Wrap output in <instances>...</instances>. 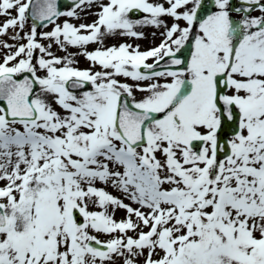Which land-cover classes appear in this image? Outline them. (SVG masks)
<instances>
[{"label":"snow or ice","instance_id":"snow-or-ice-1","mask_svg":"<svg viewBox=\"0 0 264 264\" xmlns=\"http://www.w3.org/2000/svg\"><path fill=\"white\" fill-rule=\"evenodd\" d=\"M0 17L25 41H0V264H264V0H0ZM145 26L158 46L104 47Z\"/></svg>","mask_w":264,"mask_h":264},{"label":"rangeland","instance_id":"rangeland-1","mask_svg":"<svg viewBox=\"0 0 264 264\" xmlns=\"http://www.w3.org/2000/svg\"><path fill=\"white\" fill-rule=\"evenodd\" d=\"M64 2H65V4L62 6V11L69 10V7H70L71 3L70 4L67 3L66 0ZM103 2L106 3L107 0H103ZM150 2H152V3H163L164 0H150ZM165 7H167L166 3H165ZM98 10H99V8H98L97 4H93L91 6V10L89 12H81L80 13V17L81 18H79V19H70L69 22H71V23H73L75 25H79L81 23L90 24L96 19V16L93 13L97 12ZM12 15H15L14 11L12 12ZM143 15L144 14L139 13L138 15L131 16V17L133 19H139ZM253 15H255V14H253ZM5 19H6V17H0V24H2ZM65 19H68V18L60 17V18L57 19V23L62 24ZM162 19L169 26L173 23L172 18H169V17L165 16V17H162ZM31 24L32 23L30 21L26 24L25 29H24L25 32H28L30 30ZM180 24H181V26H184V22L183 21H181ZM51 30H52V26L51 25H48L47 27H42L40 29H37L38 34L42 33V32L51 31ZM135 30L137 32H142L144 34V38L143 39H135V38H130V37H123V36H120L117 33L115 36L105 38L104 47L112 46V45L118 46L121 43H127V44H132V45H137L138 44L140 46V49L143 51V50H147V49H150V48L158 46L161 43L162 39H163V37L161 36V33L164 31V28H162V27L157 29L155 27L145 26V27H137ZM12 31L13 30L10 29L8 31L7 35L0 36V41H6L9 44H16V45L25 43L24 40H17V41L11 40L10 37L12 35ZM153 33H155V35H153ZM38 39H39V36H38ZM39 42H41L42 44H45V45H48V44L52 43L51 41H46V40H39ZM98 47H100V45H98L96 43H91V44H89L87 46L86 50L88 52H91V51L95 50ZM7 51H8L7 49L0 48V57H2ZM51 51L57 57H64L66 55V53L64 51H61L55 44H53ZM80 51H81V49L77 48V47L69 46L67 48V53L77 54ZM75 59L77 61V63L74 64L75 67H77L79 69H87L89 67L90 62L83 55H76ZM148 62L150 63L152 61L149 60ZM99 70H100L99 67L94 68V71H99ZM43 74H44L43 72H38V75H43ZM118 79H121L122 82L133 84V82L131 80H127L125 78H118ZM160 82L163 83L164 81L161 80ZM37 91H38V89H37ZM134 94H135L137 99H139L143 95V93H141L139 91H136ZM48 99L51 100L50 97ZM53 106L56 107L55 105H53ZM56 110L57 111H61L58 107H56ZM97 187H105V186L102 185V184H97ZM106 191H108L109 193H111L114 196L123 198L122 194L119 193L118 191H116L115 189H113L111 186H107L106 187ZM124 202L125 203H130V201H128V200H125ZM90 209L91 210H98V209H96L95 207H93L91 205H90ZM109 212H111V208H109ZM125 215H126V213H125L124 210H117L115 212L114 218H115V220L120 221V220H122L125 217ZM146 230L147 229H145V231ZM92 234L93 235H97V237L101 241H107L108 239L111 238L109 235H106V234H96V233H92ZM129 235H133L134 236L135 233H131L130 232ZM114 264H123L122 258L116 257L114 259ZM137 264H143V258L142 257L137 260Z\"/></svg>","mask_w":264,"mask_h":264},{"label":"water","instance_id":"water-1","mask_svg":"<svg viewBox=\"0 0 264 264\" xmlns=\"http://www.w3.org/2000/svg\"><path fill=\"white\" fill-rule=\"evenodd\" d=\"M65 0H63V2H62V0H57V4H58V8L60 9V10H62V6L65 4V2H64ZM66 2L67 3H71V0H66ZM38 23V22H37ZM39 27V26H38ZM185 55H186V52L184 53Z\"/></svg>","mask_w":264,"mask_h":264},{"label":"bare ground","instance_id":"bare-ground-1","mask_svg":"<svg viewBox=\"0 0 264 264\" xmlns=\"http://www.w3.org/2000/svg\"><path fill=\"white\" fill-rule=\"evenodd\" d=\"M62 2H63V0H62Z\"/></svg>","mask_w":264,"mask_h":264}]
</instances>
